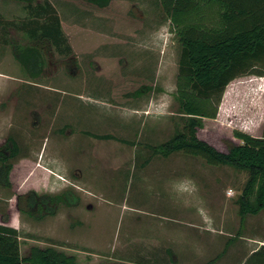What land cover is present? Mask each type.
Instances as JSON below:
<instances>
[{
    "label": "rangeland",
    "instance_id": "rangeland-1",
    "mask_svg": "<svg viewBox=\"0 0 264 264\" xmlns=\"http://www.w3.org/2000/svg\"><path fill=\"white\" fill-rule=\"evenodd\" d=\"M46 1L71 55L50 48L31 78L2 42L27 46L18 26L28 16L0 0V147L11 137L19 149L9 187L0 182V225L15 227L20 255L37 246L76 264H264L250 242L264 236L263 212L241 218L236 205L247 172L147 147L182 125L180 48L158 0ZM235 131L264 134V74L231 81L196 137L226 153ZM32 192L60 200L39 211Z\"/></svg>",
    "mask_w": 264,
    "mask_h": 264
},
{
    "label": "trees",
    "instance_id": "trees-1",
    "mask_svg": "<svg viewBox=\"0 0 264 264\" xmlns=\"http://www.w3.org/2000/svg\"><path fill=\"white\" fill-rule=\"evenodd\" d=\"M10 1L23 4L28 20L21 22L18 30L23 31L28 43L24 47L6 39L2 42L10 45L14 60L24 72L38 78L50 48L66 55H71V50L66 46L58 16L50 3ZM83 1L97 8H104L110 2ZM158 2L180 48L175 96L182 125L164 143L147 147L151 155L167 157L171 153H183L199 157L210 166L227 165L247 172V181L236 200L238 214L241 218L257 215L264 209V134L252 137L235 131L233 137L238 143L221 153L199 140L196 130L201 128L202 119H215L224 89L231 81L249 74H264V0ZM2 22L0 18V25ZM61 44H65V50ZM94 138L123 143L110 135ZM18 153V145L11 137L0 147V182L5 188L9 187L10 161ZM28 200L30 206L37 205L41 211L45 203L56 205L60 199L36 197L32 192ZM18 237L15 229L0 225V264H76L73 255L52 247L33 246L27 255L21 256Z\"/></svg>",
    "mask_w": 264,
    "mask_h": 264
},
{
    "label": "crops",
    "instance_id": "crops-1",
    "mask_svg": "<svg viewBox=\"0 0 264 264\" xmlns=\"http://www.w3.org/2000/svg\"><path fill=\"white\" fill-rule=\"evenodd\" d=\"M262 212H263V215H264V209L262 210ZM11 228L15 229V227H11ZM250 240H251L250 241L251 243H252V241H255L256 244H257V246L254 249H257L259 247H263V245H264V236L262 238H256V240H253V238L250 239ZM254 249H252L251 251H253Z\"/></svg>",
    "mask_w": 264,
    "mask_h": 264
},
{
    "label": "built area",
    "instance_id": "built-area-1",
    "mask_svg": "<svg viewBox=\"0 0 264 264\" xmlns=\"http://www.w3.org/2000/svg\"><path fill=\"white\" fill-rule=\"evenodd\" d=\"M226 195H227V196H232V192H231V191H227V192H226Z\"/></svg>",
    "mask_w": 264,
    "mask_h": 264
},
{
    "label": "flooded vegetation",
    "instance_id": "flooded-vegetation-1",
    "mask_svg": "<svg viewBox=\"0 0 264 264\" xmlns=\"http://www.w3.org/2000/svg\"><path fill=\"white\" fill-rule=\"evenodd\" d=\"M20 198V196H18L16 199L18 200ZM34 207H37V205H33ZM29 207L31 208L32 206L29 205Z\"/></svg>",
    "mask_w": 264,
    "mask_h": 264
}]
</instances>
